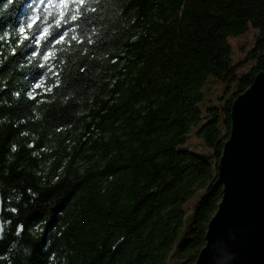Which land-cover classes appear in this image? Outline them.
<instances>
[{"label": "trees", "instance_id": "16d2710c", "mask_svg": "<svg viewBox=\"0 0 264 264\" xmlns=\"http://www.w3.org/2000/svg\"><path fill=\"white\" fill-rule=\"evenodd\" d=\"M250 23L240 71L229 38ZM262 69L264 0H0V264L194 263L233 101Z\"/></svg>", "mask_w": 264, "mask_h": 264}, {"label": "water", "instance_id": "95a60500", "mask_svg": "<svg viewBox=\"0 0 264 264\" xmlns=\"http://www.w3.org/2000/svg\"><path fill=\"white\" fill-rule=\"evenodd\" d=\"M214 186L222 197L194 263L264 264V69L234 99ZM4 231L0 187V238Z\"/></svg>", "mask_w": 264, "mask_h": 264}, {"label": "rangeland", "instance_id": "374dc122", "mask_svg": "<svg viewBox=\"0 0 264 264\" xmlns=\"http://www.w3.org/2000/svg\"><path fill=\"white\" fill-rule=\"evenodd\" d=\"M258 34L259 28L255 27L250 23L249 28L245 32L238 36H231L229 38L232 50L231 57L233 62L240 64V71H246L253 64V61L247 59L246 55L248 54L251 47L254 45L255 38H257ZM210 77L212 82L215 76L210 75ZM221 84L222 83L219 81L216 83H211L209 89L205 90L206 96L204 100L200 102L201 107H203L204 103L211 102L209 104H213L214 102L218 104V102L222 101V99L219 98V96L223 94ZM231 94L232 89L229 90V92H224V96L226 98H228ZM217 113L221 115L223 112L221 109H217ZM195 126H193V128L191 129L189 133L188 142L185 145L196 152L207 154L210 158H212L211 147L205 143L203 138L197 135ZM199 196L200 192H198L191 200L188 201L186 206L189 211H191L194 206V198ZM175 262H180L182 264L184 260L180 255L173 253L171 254L167 264H174Z\"/></svg>", "mask_w": 264, "mask_h": 264}, {"label": "snow or ice", "instance_id": "6c2138e0", "mask_svg": "<svg viewBox=\"0 0 264 264\" xmlns=\"http://www.w3.org/2000/svg\"><path fill=\"white\" fill-rule=\"evenodd\" d=\"M75 18H76L75 16L72 17V19H75Z\"/></svg>", "mask_w": 264, "mask_h": 264}]
</instances>
